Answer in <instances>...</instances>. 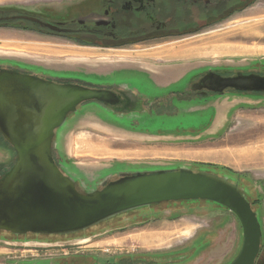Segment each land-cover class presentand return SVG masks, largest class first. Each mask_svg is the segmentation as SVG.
I'll list each match as a JSON object with an SVG mask.
<instances>
[{"label":"rangeland","instance_id":"obj_1","mask_svg":"<svg viewBox=\"0 0 264 264\" xmlns=\"http://www.w3.org/2000/svg\"><path fill=\"white\" fill-rule=\"evenodd\" d=\"M34 1L38 0H0V5L32 10ZM237 15L234 25L199 30L185 42L140 53L76 48L56 39H35L32 30L16 29L0 34V57L44 66H58L61 59L72 58L83 66L97 63L92 69H107L138 55L155 62L188 60V69L206 64H258L264 69V10L255 7ZM140 62L152 67L143 59ZM94 108L95 104L86 103L68 114L57 130L56 163L80 171L88 187H100L103 173L119 169L188 166L226 175L246 192L258 214L264 256L263 93H227L207 104L194 101L188 105V122L167 125L161 121L115 124L103 121ZM1 152L0 162L6 166L16 159L15 152L12 158ZM241 245L240 223L225 207L209 200L164 202L119 214L82 232L43 235L27 243L0 232V264H91L98 255L99 260L107 259L106 255L116 260L125 256L129 260L124 261L133 264H229Z\"/></svg>","mask_w":264,"mask_h":264},{"label":"flooded vegetation","instance_id":"obj_2","mask_svg":"<svg viewBox=\"0 0 264 264\" xmlns=\"http://www.w3.org/2000/svg\"><path fill=\"white\" fill-rule=\"evenodd\" d=\"M255 7L264 10V0H40L32 3V10L16 4L0 5V34H10L16 29L32 30L35 39H56L76 48L140 53L185 42L189 34L199 30L234 25L232 22L237 14ZM142 59L152 67L140 65ZM60 61L58 66H44L3 56L0 57V72L110 92L111 102L89 103L96 105L94 114L103 121L124 125H150L159 121L164 125L185 123L188 122V105L194 101L207 104L209 99L227 93H263L239 91L223 87L222 83L223 79L238 75L264 76V69L255 66L258 64H248V67L206 64L188 69V60L155 62L131 55V59L114 68L98 66L92 69L98 64L88 62L82 63L86 65L83 66L72 58ZM180 113L184 115L182 120L177 116ZM4 150L8 157H13L12 146L0 132V152ZM14 162L15 156L7 166L0 162V178ZM113 175L118 178L117 172ZM82 184L90 185L83 178L76 179V189L85 193ZM0 232L23 243L46 235ZM262 240L255 264H264ZM106 256L109 259L99 260L98 255L91 264H133L124 261L125 256H116L117 260L110 259L114 256Z\"/></svg>","mask_w":264,"mask_h":264},{"label":"water","instance_id":"obj_3","mask_svg":"<svg viewBox=\"0 0 264 264\" xmlns=\"http://www.w3.org/2000/svg\"><path fill=\"white\" fill-rule=\"evenodd\" d=\"M222 83L264 93V76L257 74ZM111 96L100 89L0 72V132L16 154L14 164L0 178V230L69 235L132 210L209 200L232 212L241 226L242 245L229 264H255L262 240L258 214L244 190L226 175L188 166L119 169L103 173L100 187L82 184L85 193L76 189V179L89 181L80 171L54 161L57 130L79 105L111 102ZM115 172L118 178L109 181Z\"/></svg>","mask_w":264,"mask_h":264},{"label":"crops","instance_id":"obj_4","mask_svg":"<svg viewBox=\"0 0 264 264\" xmlns=\"http://www.w3.org/2000/svg\"><path fill=\"white\" fill-rule=\"evenodd\" d=\"M39 1V0H38ZM38 1H34V2H38ZM34 2H32V3H34Z\"/></svg>","mask_w":264,"mask_h":264}]
</instances>
